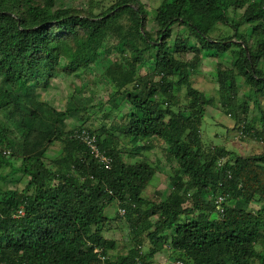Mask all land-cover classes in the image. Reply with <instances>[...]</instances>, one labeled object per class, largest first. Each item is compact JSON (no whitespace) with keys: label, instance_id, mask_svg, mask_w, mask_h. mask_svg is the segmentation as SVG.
I'll list each match as a JSON object with an SVG mask.
<instances>
[{"label":"trees","instance_id":"1","mask_svg":"<svg viewBox=\"0 0 264 264\" xmlns=\"http://www.w3.org/2000/svg\"><path fill=\"white\" fill-rule=\"evenodd\" d=\"M56 7L57 0H0V165L10 170L0 174V264H154L166 248L171 262L183 264H264V251L257 249L264 241V151L240 155L205 145V107L214 106L215 98L192 80L203 53H235L231 68L219 65V100L242 138L264 140V0H163L154 35L140 0H115L100 13ZM177 25L187 36L173 41ZM66 44L75 51L64 54ZM102 50L106 57L119 55L106 70L116 91L105 117L112 118L119 101L134 112L122 125L112 124V132L101 123L97 135L86 127L93 119L89 106L58 111L40 102L37 91L58 74H88ZM145 58L155 67L142 75ZM241 86L247 89L244 104ZM252 102L259 106L260 129L250 122ZM5 114L16 130L1 122ZM73 118L80 124L65 131ZM83 132L113 160L111 169L78 138ZM121 136L138 150L128 157L140 161L125 159ZM156 142L176 165L168 198L152 203L146 189L158 165L139 151H153ZM56 143L63 145V157L47 164ZM16 175L27 181L23 188L7 186ZM219 196L225 203L217 215ZM114 205L126 210L130 246L124 254L104 236L106 210ZM153 216L158 219L144 235L141 226Z\"/></svg>","mask_w":264,"mask_h":264},{"label":"rangeland","instance_id":"2","mask_svg":"<svg viewBox=\"0 0 264 264\" xmlns=\"http://www.w3.org/2000/svg\"><path fill=\"white\" fill-rule=\"evenodd\" d=\"M146 7L149 15L148 22V31L154 35L156 33L158 27L154 20L156 16V12L160 4L163 0H140ZM115 3V0H57V9L66 8L71 9L73 11H90L91 9L96 11V13L102 12L105 8L111 7ZM234 19H239L242 15L241 12L237 14H231ZM186 29L175 26L173 32V41L177 36L186 35ZM251 34V31H248ZM249 39H252L251 36L248 35ZM193 44L195 41L192 42ZM74 44H66L63 45L65 49L64 54L69 52H74ZM119 55L113 54L109 57H106L104 50L101 52L100 59L97 61L95 65L92 66L90 72L88 74H84L83 77L77 78L75 76L64 77L63 74H58L59 76L52 80L51 85L44 89L40 88L37 91V95L40 102H46L48 104L53 105L55 109L58 111H65L69 107H77L87 108L88 113L93 115L92 121L86 124V127H89L95 131L98 135L101 130V123L106 126V128L112 132V124H116L117 126L122 125L125 122V119L128 115H131L134 112V108L128 103L119 101L121 103L119 110H114L112 118L107 119L105 117L106 114L110 113L112 110L111 105L108 104V100L110 96L115 93V88L111 86V81L106 75V70L110 65L114 63V60L117 59ZM235 53L231 52L228 54L216 55L215 52L203 53V61L200 64L199 69L193 75L194 86L201 92H203L208 99H214V106L205 107L206 109V118L205 124L203 126L202 134H203V142L207 146L215 145L221 148L228 149L230 151L237 152L240 155H254L259 154L264 151V140H254L248 141V139L242 138L241 132L236 127L235 121L228 115H226L223 106L220 103V89L219 83L217 79L218 68L219 65L227 68H231L232 63L235 59ZM67 57V56H66ZM192 57V54L189 56ZM67 62V60L65 59ZM64 62V60H63ZM155 63L150 58H145L141 65V74L146 75L154 71ZM82 76V75H81ZM84 87V91L76 94V88L79 89ZM88 90H87V89ZM129 90L133 89V85H128ZM90 90H99L97 93H91ZM247 89L243 86L240 87L239 97L240 104H244V92ZM177 94L181 95V105L185 106L187 104V99L184 97V90H180ZM73 96V97H72ZM72 97V98H71ZM74 104V105H73ZM251 106V114L254 118H250V122L256 125L259 129L262 124L260 122L261 113L259 111V106L254 105L252 102ZM260 106L262 110L264 109V99L260 101ZM73 116H78L80 113L75 112ZM78 114V115H77ZM82 115V111H81ZM258 119V120H255ZM1 122L6 126L10 127L11 130H16L18 128V124L15 120H12L8 115L1 116ZM68 127L65 131H70L77 123L75 118L68 120ZM109 132V133H110ZM103 139H107V135L104 134L102 136ZM121 142L124 150V157L129 162L134 163L135 161H140L141 158H136L133 160L128 157V154L135 150L131 143V138L127 136H121ZM147 141L142 142L140 145L144 146ZM156 148L153 151H139L140 155L148 156L150 162L156 166L158 172L152 181L151 185L146 189V196L149 201L152 203H159L161 201H165L169 194L171 193L170 189V178L173 174L172 170L175 167L176 163L174 159L169 161L166 154V146L162 143L156 142ZM63 145L61 143L54 144L48 151L47 154V164H49L52 160L63 157L62 154ZM13 162L16 160H12ZM16 163H20L18 160ZM9 168L6 165H0V174L9 173ZM21 177V175H20ZM19 176H13L8 178L7 186L16 189L23 188L27 181L21 179ZM2 184V183H1ZM190 206V203H188ZM259 206L254 205L252 210L259 211ZM117 207L114 205L106 210V216L108 221L105 223L104 236L106 239L114 240L117 242L118 249L115 252H120L124 254L125 251L128 250L130 246V238H129V225L124 219H119L116 214ZM199 213L191 216V219L196 220ZM158 216H153L148 221H146L141 226V232L148 233L153 229L154 223H156ZM114 221V222H113ZM172 232L169 233L171 235ZM259 251H264V241L257 246ZM166 255V251L160 253L156 256L154 264H164L160 261V259L164 258ZM167 264H171L167 261ZM258 264V263H255Z\"/></svg>","mask_w":264,"mask_h":264},{"label":"built area","instance_id":"3","mask_svg":"<svg viewBox=\"0 0 264 264\" xmlns=\"http://www.w3.org/2000/svg\"><path fill=\"white\" fill-rule=\"evenodd\" d=\"M78 138L81 139L91 150V152L95 155V158L98 159V161L104 165L105 168L111 169L113 165V160L103 154V152L100 150L99 146L97 145V141L95 137H90L88 133L83 132L82 134L78 135ZM225 160H221L218 162V166L222 167L224 164ZM225 203V198L223 196H219L216 201H215V206H216V214L219 215L218 213L224 212L223 205ZM117 215L121 218L124 219L126 215V210L124 208L118 207L117 208ZM169 261V259H167ZM166 263L164 264H167ZM171 264H183L182 262H171Z\"/></svg>","mask_w":264,"mask_h":264},{"label":"crops","instance_id":"4","mask_svg":"<svg viewBox=\"0 0 264 264\" xmlns=\"http://www.w3.org/2000/svg\"><path fill=\"white\" fill-rule=\"evenodd\" d=\"M114 222V221H113ZM166 251V257H165V259L164 258H162V259H160V261L161 262H163V263H166V261H167V259H169V261H171L170 259V257H171V254H170V252L168 251V248H166L165 250H164V252Z\"/></svg>","mask_w":264,"mask_h":264},{"label":"clouds","instance_id":"5","mask_svg":"<svg viewBox=\"0 0 264 264\" xmlns=\"http://www.w3.org/2000/svg\"><path fill=\"white\" fill-rule=\"evenodd\" d=\"M118 208V207H117ZM117 211V210H116ZM116 214H117V212H116Z\"/></svg>","mask_w":264,"mask_h":264}]
</instances>
